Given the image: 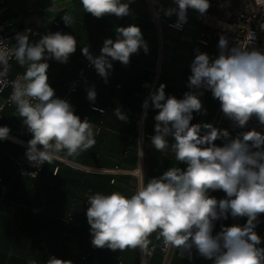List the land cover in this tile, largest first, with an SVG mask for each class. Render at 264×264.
<instances>
[{"label":"clouds","instance_id":"9594fccd","mask_svg":"<svg viewBox=\"0 0 264 264\" xmlns=\"http://www.w3.org/2000/svg\"><path fill=\"white\" fill-rule=\"evenodd\" d=\"M86 13L100 19L106 15L123 18L131 15L134 0H80ZM175 7L155 12L158 19L176 17L171 27L181 30L188 22V10L204 16L210 8L209 0H172ZM53 9H48L52 11ZM66 26L74 22L71 15L62 17ZM231 30L234 26L224 25ZM264 29V24H261ZM116 38H106L100 54L94 56L89 47H82V55L90 61L97 74L108 83L113 61L127 66L132 54L140 49L149 52L141 28L135 24L114 29ZM30 29L15 34L16 46L9 50L0 39V64L7 65L14 55L23 76L13 83L11 100L15 103L23 124L31 133L25 156L33 167L50 163L58 153L78 156L95 144L94 125L74 113L72 105L56 97L49 84L47 70L50 59L66 64L75 53L77 40L73 35L49 32L38 42L29 43ZM255 33L248 31L243 42L229 47L225 35L218 41L219 55L212 59L206 52L196 50L192 60L188 87L182 99L165 94L161 83L145 99L142 108H149V100L158 113L154 116V135L151 145L158 151L174 153L176 161L185 169L170 167L159 177L147 182L141 174L137 190L130 197L120 192L88 197L86 211L92 245L123 251L127 248L147 250L148 237L157 233L167 248L179 249L192 258L195 249L199 256L213 264H264V247L255 229L264 214V133L252 129L231 137L227 129L212 123H191L193 113H206L200 97L210 90L220 102L225 117L235 127L244 128L255 117L264 125V52L249 46ZM144 87H150L145 84ZM87 99L95 103V86L88 87ZM96 110V109H94ZM102 113L103 109H99ZM114 113L121 122L128 116L120 108ZM146 115V113H145ZM10 128L0 127V140H7ZM169 137L173 142H169ZM223 140V146L215 141ZM55 174V173H54ZM221 190L226 198L217 199L210 192ZM246 217L244 225H221L215 235V222L221 219ZM29 264H37L30 260ZM46 264H73L50 256Z\"/></svg>","mask_w":264,"mask_h":264},{"label":"crops","instance_id":"0c3cea01","mask_svg":"<svg viewBox=\"0 0 264 264\" xmlns=\"http://www.w3.org/2000/svg\"><path fill=\"white\" fill-rule=\"evenodd\" d=\"M153 1L156 3V10L161 6L175 7L172 0ZM7 2L9 10L0 17V23L4 19L12 21L8 34L24 32L27 28L37 30L39 35L29 36V43H36L49 32L57 31L76 38V51L70 56L68 63L63 64L54 59L47 61L48 69L51 70L49 84L58 98L66 95L85 68L88 60L82 55V47H89L92 54L98 56L106 38L115 40V27H127L131 24L139 26L149 52L145 54L140 49L137 54H132L127 66L113 61L108 83L104 82L92 65L85 71L83 82L77 85L70 98L77 107V115L87 118L94 125L95 144L78 156L69 157L63 151L58 153L36 178L16 175L13 171V159H22L24 156L23 147L16 140L27 139L25 135L28 130L16 106L3 108L0 127L7 126L11 131L7 140H0V180L9 188L4 197L0 189V264H29L30 260L46 264L50 256L71 260L73 264H141L139 247L123 251H113L107 247L90 248L87 239L90 225L86 211L90 195L120 192L130 197L134 194L141 181L134 174L137 170L147 182L153 177H159L170 167L186 168L185 164L176 161L170 148L167 153L158 152L147 142L142 163L137 153L135 140L144 111L142 104L150 88L144 85H151L159 53L158 32L148 6L144 0H134L130 4L131 15L123 18L106 15L97 19L84 11L80 0ZM208 14L214 17L211 7L204 16L190 8L187 13L188 22L184 24L185 30L179 33L167 27L168 23L176 22V17H166L163 12L160 13L162 74L155 90L163 83L166 85V96L172 95L178 99H182L185 92L194 91L188 87V77L191 75L190 65L197 54L196 50L206 52L210 58L215 59L213 47L221 36V30L205 25ZM65 15L74 18L70 26H66L62 19ZM55 22H59V25ZM181 36L185 40H181ZM11 46L15 48V40L11 42ZM25 70L26 66L15 61L6 76L13 79L17 75H23ZM93 85L97 93L94 104L87 99L86 91ZM200 91H203L200 99L207 111L203 114L194 112L191 123L213 124L219 101L212 97L211 92L203 89ZM9 95L8 89L0 93V106ZM94 108L103 109V112L95 111ZM115 108L126 113L128 122H121L116 117ZM157 113L158 110L152 107L150 101L144 123V132L148 137L154 135V116ZM223 129H227L233 138L238 134V127L233 122ZM168 139L170 143L173 142L171 137ZM215 143L223 146L224 141L217 140ZM65 162L76 168L68 167ZM209 195L217 199L226 198L221 190L210 192ZM246 219L232 218L229 215L228 219L215 222L213 234L220 231L221 225L242 226ZM259 220L255 231L262 240L259 247H264V214L259 216ZM148 241L147 248H153L154 253L148 257L146 264H164L165 259L160 254L163 240L157 239V233H152ZM201 259L207 264H213V261L199 255L191 261L173 256L169 264H199Z\"/></svg>","mask_w":264,"mask_h":264},{"label":"built area","instance_id":"2783aa9c","mask_svg":"<svg viewBox=\"0 0 264 264\" xmlns=\"http://www.w3.org/2000/svg\"><path fill=\"white\" fill-rule=\"evenodd\" d=\"M146 5L148 6L152 18L154 20V24L156 26V30L158 32L159 37V53L157 56L156 64L153 69V77L151 81V85L147 94V98L150 96L151 92L155 91L156 84L159 81V78L162 74V30L159 22V18L157 19L155 16L156 10V3L153 0H144ZM210 7L212 9V12L214 14L215 18H219L223 21H226L228 23H231L233 27V31L231 32H224L220 31L221 35H225L229 41V47L235 46L238 41L243 42L245 40V37L249 30L253 31L255 33V40L253 43L249 46L250 49L256 48L260 51L264 52V29L261 28V24H264V0H209ZM9 10V4L7 0H0V17L4 16ZM56 25H59V22H55ZM174 23H168L167 27L169 29L175 30L179 33H182L185 30V25H183V28L181 30H177L170 25ZM13 23L10 19H4L0 23V39L5 40L7 43V47L9 50L14 49L11 46V42L15 40V34H8L7 30L12 27ZM30 29L31 32L27 33L28 36L36 37L39 35L38 31L32 28ZM26 30V29H25ZM181 40H185V37L181 36ZM213 51L215 53V57L217 58L219 55V49H218V42L215 43L213 47ZM16 59L14 55H9L8 63L7 65L0 64V93L8 89L10 91L9 97L3 101V103L0 106V118H2V110L6 106H16L15 103L12 102L11 96L13 93V83L20 79L23 75H17L13 79H10L6 76V72L11 67L12 63L15 62ZM91 67L90 61L86 62L85 68L80 72L78 78L74 81V83L69 87L67 93L65 96H63L61 99L67 100L73 107L74 113L77 115V107L72 103L71 101V94L76 91L77 85L81 84L83 82V76L87 69ZM48 77L51 76V70H47ZM119 87V86H117ZM204 90V89H203ZM211 92L210 90H206ZM150 102V100H149ZM95 111H99L98 108ZM93 109V110H94ZM147 110L144 109L140 121H139V133L138 137L136 138V146H137V153L140 159V163H142L141 160H143V150L144 146L147 142L151 143L150 138L147 135H145L144 132V123H145V113ZM87 118H81V120H84ZM232 122L227 117L224 116L221 108H220V102L218 106V110L215 115L213 126L217 128L223 129L228 123ZM252 129H256L257 131L264 133V125H261L259 121L253 117L244 128L238 127V134L243 133L246 131H250ZM26 138L25 140L17 139V143H19L23 147V158L22 159H13V171L16 175L21 176H27L36 178L37 175L44 169L45 164L41 165L38 168H35L32 166V164L28 161V159L25 156V152L28 147V141L32 138V135L29 131L26 132ZM66 163V162H65ZM64 163V164H65ZM68 167L76 168L68 163H66ZM58 167L55 168V173H57ZM135 176L141 180V174L139 170L134 172ZM0 189L2 197H4L9 188L6 185H3L0 180ZM87 239L88 243L90 245V248H94L91 241H92V235L90 233V229L87 230ZM140 255H141V264H146L148 257L152 256L154 253L153 248H147V250L141 249ZM172 250V255L176 256L179 259L191 261L195 259L198 256V253L195 249L192 250V258L189 259L186 253H182L179 249H173V248H167L164 246V243L162 241V246L160 249V254L165 259L170 251ZM199 264H207L206 261L200 260Z\"/></svg>","mask_w":264,"mask_h":264},{"label":"bare ground","instance_id":"6f19581e","mask_svg":"<svg viewBox=\"0 0 264 264\" xmlns=\"http://www.w3.org/2000/svg\"><path fill=\"white\" fill-rule=\"evenodd\" d=\"M205 25L210 26V27H214L218 30L224 31V32H231L233 31V28L231 30H229L228 28H225L224 25H231V23H228L226 21L217 19L215 17H212L211 15L208 14V16L206 17L205 21H204Z\"/></svg>","mask_w":264,"mask_h":264},{"label":"water","instance_id":"95a60500","mask_svg":"<svg viewBox=\"0 0 264 264\" xmlns=\"http://www.w3.org/2000/svg\"><path fill=\"white\" fill-rule=\"evenodd\" d=\"M172 257H173V255H172V250H171L170 253L168 254V256L165 258L164 264H169Z\"/></svg>","mask_w":264,"mask_h":264},{"label":"trees","instance_id":"16d2710c","mask_svg":"<svg viewBox=\"0 0 264 264\" xmlns=\"http://www.w3.org/2000/svg\"><path fill=\"white\" fill-rule=\"evenodd\" d=\"M161 249V248H160Z\"/></svg>","mask_w":264,"mask_h":264}]
</instances>
